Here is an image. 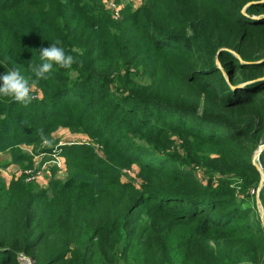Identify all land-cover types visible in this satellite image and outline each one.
Returning <instances> with one entry per match:
<instances>
[{"label": "trees", "instance_id": "16d2710c", "mask_svg": "<svg viewBox=\"0 0 264 264\" xmlns=\"http://www.w3.org/2000/svg\"><path fill=\"white\" fill-rule=\"evenodd\" d=\"M57 40L71 69L0 96V264H264V0H0V75Z\"/></svg>", "mask_w": 264, "mask_h": 264}, {"label": "clouds", "instance_id": "9594fccd", "mask_svg": "<svg viewBox=\"0 0 264 264\" xmlns=\"http://www.w3.org/2000/svg\"><path fill=\"white\" fill-rule=\"evenodd\" d=\"M60 41L51 43L49 47H43L39 50L40 63H31L30 72L35 77L23 75L19 68L13 67L7 69L6 73L0 75V96L10 97L14 102L29 105L34 99L32 92L36 83L41 80L50 78V73L53 71L54 66L62 69H71L74 63H77L75 58L66 54L63 47L58 46ZM43 138L44 133L42 129L37 130Z\"/></svg>", "mask_w": 264, "mask_h": 264}, {"label": "crops", "instance_id": "0c3cea01", "mask_svg": "<svg viewBox=\"0 0 264 264\" xmlns=\"http://www.w3.org/2000/svg\"><path fill=\"white\" fill-rule=\"evenodd\" d=\"M107 3H114L117 6L123 5V3L130 1L135 7L141 5L143 0H106ZM61 142H72L81 140L82 135H75L71 133L68 129H62L58 132L57 136ZM76 139V140H75ZM32 152V148L27 149ZM0 158L9 161V156L7 154L0 153ZM54 156L50 154H37L35 156V168L37 169L38 176L36 180L44 187L49 185V182L56 176L58 178H65L67 173L64 169L59 168L55 165ZM23 172L21 166L17 163H11L8 165L5 171V177L11 179L12 176H19Z\"/></svg>", "mask_w": 264, "mask_h": 264}, {"label": "water", "instance_id": "95a60500", "mask_svg": "<svg viewBox=\"0 0 264 264\" xmlns=\"http://www.w3.org/2000/svg\"><path fill=\"white\" fill-rule=\"evenodd\" d=\"M251 3H248V4H251ZM263 150H264V144H261L259 146V148L257 149V151L255 152L253 163L261 173V183H260V186L258 188V193H257L256 199H257L258 207H259L260 212H261L262 222L264 225V209H263L262 201L260 198V191H261L262 187L264 186V170H263V167H262L261 162H260V153Z\"/></svg>", "mask_w": 264, "mask_h": 264}, {"label": "built area", "instance_id": "2783aa9c", "mask_svg": "<svg viewBox=\"0 0 264 264\" xmlns=\"http://www.w3.org/2000/svg\"><path fill=\"white\" fill-rule=\"evenodd\" d=\"M107 4L112 9L113 13H115L116 15H119V6L115 5L114 3H107ZM53 161L55 165H57L59 168H62V160L60 157L54 156ZM26 171L27 173H29V177L27 178L28 180L36 179V177L38 176V172H34L33 169H28ZM28 261L32 263V259L30 257H28Z\"/></svg>", "mask_w": 264, "mask_h": 264}, {"label": "rangeland", "instance_id": "374dc122", "mask_svg": "<svg viewBox=\"0 0 264 264\" xmlns=\"http://www.w3.org/2000/svg\"><path fill=\"white\" fill-rule=\"evenodd\" d=\"M108 5V4H107ZM109 7V6H108ZM110 8V7H109ZM111 11H112V9H111ZM113 12V11H112ZM76 140V139H75ZM23 148H25V149H30L31 147H23ZM99 151H100V149H99ZM4 160V159H3ZM67 173V172H66ZM135 173H136V170L134 171V170H132V171H130L129 172V174H131V175H135ZM126 176H128V175H126ZM257 193H258V191H257ZM263 205V204H262ZM263 209H264V206H263ZM121 264H123L122 262H121Z\"/></svg>", "mask_w": 264, "mask_h": 264}]
</instances>
